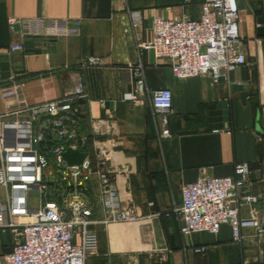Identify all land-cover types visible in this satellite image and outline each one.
<instances>
[{"label":"crops","instance_id":"obj_1","mask_svg":"<svg viewBox=\"0 0 264 264\" xmlns=\"http://www.w3.org/2000/svg\"><path fill=\"white\" fill-rule=\"evenodd\" d=\"M205 0H0V113L61 99L81 87L85 97L79 136L110 152L105 166L115 177L124 204L135 209L136 222L95 224L99 247L86 264H264V236L242 229L233 240L228 224L218 234L183 236L177 209L181 189L200 177H235V166L247 163L249 181L241 195L259 197L241 210L244 218L264 224V2L237 0L240 34L247 64L223 72L218 83L210 75L178 79L170 62L152 51H140L137 39L151 42L155 17L188 15L199 19ZM129 11H141L143 23L133 29ZM10 18L80 21V34L58 38L21 35ZM23 43L24 52L9 47ZM100 59L98 65L88 64ZM141 61L151 91L172 92L171 138L148 96L144 104L126 100L133 88L126 68ZM11 117L6 122L16 121ZM25 129L7 130L23 138ZM93 219L105 217L97 185L91 191ZM7 199L0 186V201ZM30 206V202H29ZM38 206H30L38 208ZM206 247L203 254L194 249ZM12 250L9 231H0V264Z\"/></svg>","mask_w":264,"mask_h":264},{"label":"built area","instance_id":"obj_2","mask_svg":"<svg viewBox=\"0 0 264 264\" xmlns=\"http://www.w3.org/2000/svg\"><path fill=\"white\" fill-rule=\"evenodd\" d=\"M264 2V0H262ZM131 25L143 23L141 11H129ZM12 30L20 26L24 38H58L79 35L80 21L10 18ZM240 9L237 0H205L199 19L188 15L174 18L155 17L153 39H137L140 51H152L155 59L170 62L178 79L210 75L218 83L223 72L235 71L247 64L240 34ZM11 53L24 52L23 43L9 47ZM98 65L100 59L90 58ZM133 90L126 100L144 104L148 96L153 113L160 118L164 138H171L169 119L173 116V98L169 89L151 91L146 83L141 61L127 66ZM85 97L81 87L61 99L0 113V186L6 189V201H0V231H9L12 250L3 257L4 264H86L98 251L99 238L91 227L101 223L136 222L134 208L125 205L114 175L106 169L110 152L95 148L91 154L87 138L79 136ZM11 117L16 121L6 122ZM25 129L23 138L8 137L9 128ZM80 150L86 158L80 166H67L62 153ZM235 177H200L181 189L182 204L177 209L182 223L180 232L219 233L230 225L235 242L242 241V229L253 228L264 236V224L257 217L244 218L241 210L256 204L259 197L241 195L249 181V164L235 166ZM97 185L105 217L93 219L91 191ZM40 193V206H29V194ZM203 254L206 247L194 249ZM159 264V263H153Z\"/></svg>","mask_w":264,"mask_h":264},{"label":"water","instance_id":"obj_3","mask_svg":"<svg viewBox=\"0 0 264 264\" xmlns=\"http://www.w3.org/2000/svg\"><path fill=\"white\" fill-rule=\"evenodd\" d=\"M261 23H264V17L260 19ZM262 34L264 33V27L260 29ZM264 35V34H263ZM86 158V153L80 150H73L71 148L67 149L64 153H62V159L66 163L67 166H80Z\"/></svg>","mask_w":264,"mask_h":264},{"label":"rangeland","instance_id":"obj_4","mask_svg":"<svg viewBox=\"0 0 264 264\" xmlns=\"http://www.w3.org/2000/svg\"><path fill=\"white\" fill-rule=\"evenodd\" d=\"M39 199H40V193L38 191L31 192L29 194L30 206L37 207L39 204Z\"/></svg>","mask_w":264,"mask_h":264}]
</instances>
